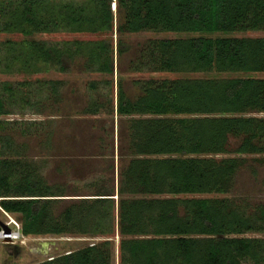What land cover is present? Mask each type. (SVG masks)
Segmentation results:
<instances>
[{
	"label": "trees",
	"instance_id": "16d2710c",
	"mask_svg": "<svg viewBox=\"0 0 264 264\" xmlns=\"http://www.w3.org/2000/svg\"><path fill=\"white\" fill-rule=\"evenodd\" d=\"M111 5V0H0V30L25 37L115 31L117 54L124 33L264 31V0H114L116 22ZM2 51L0 71L6 74L37 72L40 64L64 72L79 57L86 70L113 73L112 39L23 40ZM144 58L154 71L264 72V36L164 38L149 45ZM54 84L59 83L49 82L51 89ZM89 85L95 91L99 84ZM18 92V83H0V116L11 113L5 105ZM110 103L92 100L86 112L110 114ZM115 109L120 116H138L129 125L133 157L117 186L119 264H264V237L244 236L264 233V201L203 196L227 193L248 163L264 165V117L247 115L264 112V78L149 80L135 99L117 86ZM5 124L10 123L0 120V129ZM0 140V209L18 215L23 236L106 234L102 220L113 207V186L96 184L94 198H80L57 216L53 207L66 195L47 186L29 164L4 157L16 150L7 136ZM164 194L171 196L158 197ZM109 243L92 242L36 264H110Z\"/></svg>",
	"mask_w": 264,
	"mask_h": 264
},
{
	"label": "rangeland",
	"instance_id": "374dc122",
	"mask_svg": "<svg viewBox=\"0 0 264 264\" xmlns=\"http://www.w3.org/2000/svg\"><path fill=\"white\" fill-rule=\"evenodd\" d=\"M112 11L116 22L114 0ZM115 26V25H114ZM208 37H259L264 31H244L233 33H175L167 31L145 30L136 33H124L120 36L124 45L117 54L115 31L108 34H90L88 32H53L36 33L24 36L16 32L0 30V52L8 47V43L23 40H81L112 39L114 46L113 73H99L86 70L84 59L72 61L64 72L56 66L40 64V70L31 73L6 74L0 71V83H18V98L14 102L7 101L6 109L11 113L0 116V120L9 121L0 136L11 139V150L16 152L5 155L10 161L29 164L35 168L37 175L52 188L60 189L66 195L54 205V214L60 215L65 207L76 205L80 198H94L96 184L103 183L106 189L114 187L113 207L107 211L102 223L106 224L104 235H82L63 233L62 235H43L24 237L22 241L13 243L0 242V264H36L49 260L69 250L77 249L92 242L109 240L110 264H119L117 195L118 179L121 169L133 157L129 144V125L134 116H120L116 113L117 86L131 99L142 94V85L146 81L159 82L164 79H221L253 76L264 78V72H171L154 71L145 61L147 48L159 39L187 38L192 36ZM5 44V45H4ZM138 67V68H137ZM57 81L54 89L49 82ZM95 81L98 88H90ZM111 82L112 86L106 84ZM50 87V88H49ZM92 100L98 103H112L110 114L100 111L97 114L87 113L86 109ZM29 102L32 108H26ZM110 103V104H111ZM35 109V110H34ZM249 116L264 117V112L248 113ZM35 123V124H30ZM233 141V140H232ZM1 143V140H0ZM232 155V154H231ZM226 157L229 154H217ZM2 157V156H1ZM143 196L139 195L138 197ZM171 195H158L166 197ZM188 195H179L186 197ZM195 196V195H193ZM197 196V195H196ZM221 196L242 203L257 204L264 201V165L248 163L240 169L231 189ZM80 203V202H79ZM90 203V202H86ZM60 213V214H59ZM18 223V215L7 213ZM92 218V217H91ZM7 221V216L0 209V222ZM90 221V220H89ZM14 227V226H13ZM248 237H264V233H246Z\"/></svg>",
	"mask_w": 264,
	"mask_h": 264
},
{
	"label": "built area",
	"instance_id": "2783aa9c",
	"mask_svg": "<svg viewBox=\"0 0 264 264\" xmlns=\"http://www.w3.org/2000/svg\"><path fill=\"white\" fill-rule=\"evenodd\" d=\"M1 211L7 216V221L3 224L6 225L7 230H4L0 226V242L1 243H13L15 241H22L26 236H23L20 232V224L12 219L7 212L1 209ZM14 226V227H13ZM51 259V258H50ZM49 259V260H50Z\"/></svg>",
	"mask_w": 264,
	"mask_h": 264
},
{
	"label": "water",
	"instance_id": "95a60500",
	"mask_svg": "<svg viewBox=\"0 0 264 264\" xmlns=\"http://www.w3.org/2000/svg\"><path fill=\"white\" fill-rule=\"evenodd\" d=\"M0 226H1L4 230H7V227H6L5 224H3V223L0 222Z\"/></svg>",
	"mask_w": 264,
	"mask_h": 264
},
{
	"label": "crops",
	"instance_id": "0c3cea01",
	"mask_svg": "<svg viewBox=\"0 0 264 264\" xmlns=\"http://www.w3.org/2000/svg\"><path fill=\"white\" fill-rule=\"evenodd\" d=\"M27 237V236H26ZM28 237H30V236H28Z\"/></svg>",
	"mask_w": 264,
	"mask_h": 264
}]
</instances>
